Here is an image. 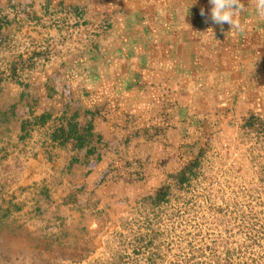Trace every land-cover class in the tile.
Masks as SVG:
<instances>
[{
	"label": "crops",
	"instance_id": "1",
	"mask_svg": "<svg viewBox=\"0 0 264 264\" xmlns=\"http://www.w3.org/2000/svg\"><path fill=\"white\" fill-rule=\"evenodd\" d=\"M241 3L242 33L215 24L209 0H0L5 8L20 6L24 29L29 18L67 9L86 25L108 24L81 34L76 50L49 66L28 71L32 117H48L25 133L16 119L0 144L9 155L0 179L12 174L16 183L5 193L9 201L0 214L10 216L0 222V236L14 237L18 219L33 225L25 232L73 244L76 221H87L117 187L131 183L113 182L107 174L112 164L146 151L159 167L164 149L178 156L195 112H215L229 124L240 120V111L264 110V18L255 0ZM17 27L7 33L14 36ZM20 91L2 81L1 103ZM75 112L102 137L98 161L74 141L53 138ZM22 135L27 140L21 143Z\"/></svg>",
	"mask_w": 264,
	"mask_h": 264
},
{
	"label": "rangeland",
	"instance_id": "2",
	"mask_svg": "<svg viewBox=\"0 0 264 264\" xmlns=\"http://www.w3.org/2000/svg\"><path fill=\"white\" fill-rule=\"evenodd\" d=\"M256 116L261 122L253 127H243L241 119L220 125L192 186L175 191L156 212L142 210L139 201L167 182L169 169L156 166L146 151L128 158L136 167L126 176L132 182L117 187L87 221H76L75 243L53 236L32 242L31 235L26 246L17 243L14 253H1L0 264H171L193 251L202 254L194 264H213V252L225 248L235 252L232 264H264V114ZM6 183L16 184L12 177ZM157 230L161 236L146 247ZM158 250L163 259L148 261ZM139 251L144 254L137 256Z\"/></svg>",
	"mask_w": 264,
	"mask_h": 264
},
{
	"label": "trees",
	"instance_id": "3",
	"mask_svg": "<svg viewBox=\"0 0 264 264\" xmlns=\"http://www.w3.org/2000/svg\"><path fill=\"white\" fill-rule=\"evenodd\" d=\"M2 9H5V7L0 5V10ZM67 10L70 11L69 9ZM16 23L18 26L16 30L23 27V24H20L21 22L19 23L15 19H0V34H6L5 38L0 36V48L7 46L12 40L13 35H10V33L7 32L9 31V27ZM41 55V53H36V56ZM34 58L35 56L27 59L21 57L12 62L10 73H0V84L2 81H10L18 85L21 89L18 96L7 98L5 103H1L2 101L0 100V144L3 142V138L6 136L5 133H8V129L10 126H12L11 123L16 119L20 120L21 122L16 127L19 129V131L25 133L34 124L44 123L48 117L43 115L39 118L32 117L30 102L32 99V92L30 90L31 83L25 80L29 79L28 77L30 72H28V70L31 71L32 69L34 70V68L43 67L42 65L37 64ZM246 112L247 116H242L240 118L241 124L245 128L253 127L255 121L261 122V120H259L256 116V113L260 112L264 114V110L260 108H250L244 113ZM239 113L240 115L244 114L241 111ZM78 115L79 114H76L75 112L71 118L65 120L66 123H63L57 129L53 135V138L61 142L66 140L74 141L75 145L79 147L86 157L93 155L95 161H98L101 159V151L99 150L98 145L102 143V137H100L101 135L96 137V133L94 132V124L91 120H88L86 123L82 124L78 120ZM261 124L264 126V121H262ZM220 125H222V120L219 114L215 112L203 114L200 112L193 113L190 124L185 125L184 128L186 134H184L183 140L181 142L183 145L181 148V153L176 157H170L166 154V149L163 150V152H165V157L161 158L160 163L162 161L165 163L166 169H169L168 172H166V178H164V180H167V182L160 184L153 192H150L149 194L147 193V195L139 201L142 210L156 212V210L161 209V207L172 201L175 191L182 192L192 186V182L198 177L205 156L210 149L209 140L211 139L214 132L218 130ZM25 138L26 136L22 135V139L20 140L21 143L27 140V138ZM93 142L94 145H92ZM3 151L4 146H0L1 167L5 166L9 158L8 153ZM122 162L123 163L119 166L112 164V167L107 172V174L110 173L113 182H118L122 178L126 180V176L130 174L129 169L136 168L135 166H131L127 158L123 159ZM161 166L163 165L160 164V167ZM136 174L139 176L138 172ZM10 175L13 177L12 174ZM127 180L128 182H132L129 179ZM6 192H8V184L3 179H0V211L5 208L9 201H7L5 197ZM10 199V203L14 204L13 202L15 197ZM8 216L10 215L6 214V211L3 214H0V222ZM13 222L15 223L13 224L15 225V228L10 234H12L14 237L0 236V262L3 260L1 259V253H14L16 251L15 246L17 243H22L24 246H26L29 243L28 238L31 235L34 237L30 238L32 240L34 239L33 241L31 240L32 242H39V237H37V235L30 231H24L23 227H26L25 222H19L18 219H14ZM129 222L130 225L133 221ZM160 236L161 233L159 230H157L154 231V236L149 238L148 241L144 236L140 237L139 239H141L140 241L143 242L147 241L146 247H148L150 245H154V242H156ZM51 237L52 236L49 238ZM52 238L56 239L59 237H54L53 235ZM234 253L235 252L230 248H225L221 253L213 252V264H232ZM136 254L139 256L141 254L143 255L144 252L139 251V253ZM201 255L202 254L200 252L198 253L193 251L191 258H188L187 260L177 259L171 262V264H194L197 257H201ZM163 257L164 255H162L160 250H158L157 254L148 256L147 260L153 263L156 261L155 259H163Z\"/></svg>",
	"mask_w": 264,
	"mask_h": 264
},
{
	"label": "built area",
	"instance_id": "4",
	"mask_svg": "<svg viewBox=\"0 0 264 264\" xmlns=\"http://www.w3.org/2000/svg\"><path fill=\"white\" fill-rule=\"evenodd\" d=\"M6 18L24 22L20 6L0 10V19ZM107 25L104 20L86 25L80 17L68 10L42 13L38 18H29L27 27L17 30L10 43L0 48V72H11L12 62L21 57L27 59L35 56L37 64L49 66L67 51L76 50L81 34H95L108 29ZM36 53L42 55L36 56Z\"/></svg>",
	"mask_w": 264,
	"mask_h": 264
},
{
	"label": "clouds",
	"instance_id": "5",
	"mask_svg": "<svg viewBox=\"0 0 264 264\" xmlns=\"http://www.w3.org/2000/svg\"><path fill=\"white\" fill-rule=\"evenodd\" d=\"M209 3L212 5L211 19L215 24L222 26L227 23L237 32L245 31V26L238 19V15L243 12L241 0H209ZM255 10L258 17L264 18V0H255ZM204 14L201 9V15Z\"/></svg>",
	"mask_w": 264,
	"mask_h": 264
}]
</instances>
